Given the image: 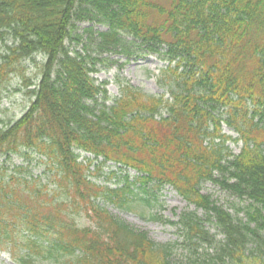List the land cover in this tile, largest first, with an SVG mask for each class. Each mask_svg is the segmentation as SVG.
I'll use <instances>...</instances> for the list:
<instances>
[{
    "label": "trees",
    "instance_id": "trees-1",
    "mask_svg": "<svg viewBox=\"0 0 264 264\" xmlns=\"http://www.w3.org/2000/svg\"><path fill=\"white\" fill-rule=\"evenodd\" d=\"M79 20L106 27L84 29L95 55L67 45ZM143 51L167 62L165 93L124 82L108 104L93 77L101 56ZM13 77L34 85L27 110L0 121V250L15 264H264V0H0V86ZM223 122L243 143L238 154ZM32 153L54 170L53 188L22 165L3 168ZM99 158L135 179L98 184ZM206 182L256 207L234 217L202 193ZM168 185L195 206L175 223L178 259L176 243L154 242L99 203L125 206L139 190L152 204L147 195Z\"/></svg>",
    "mask_w": 264,
    "mask_h": 264
},
{
    "label": "rangeland",
    "instance_id": "rangeland-1",
    "mask_svg": "<svg viewBox=\"0 0 264 264\" xmlns=\"http://www.w3.org/2000/svg\"><path fill=\"white\" fill-rule=\"evenodd\" d=\"M87 27H92L95 32L106 29L105 25L101 23H88L79 20L75 23L73 37L67 41V45L72 51H83L84 48H87L90 53L95 55L93 46L90 47L87 43V35L84 33V29ZM79 38L81 40L77 41ZM136 55L126 56L111 52L101 56L103 62L97 63V70L93 73V77L97 84L106 83L105 86L111 96L108 104L112 103L113 98L119 96L120 84L124 82L142 89L147 94L159 95L165 93V90L157 81V76L160 69L167 62L154 54L146 53V51L141 52L140 56ZM37 59H41V56L38 55ZM24 66L28 67V75L33 78L32 81L38 83V79L34 78L36 75L34 66L29 62H25ZM5 85L0 86V121L2 124L19 118L29 107L30 101L34 99V97L31 98L28 94L29 89L34 88V85L26 88L16 77H13ZM222 133L231 136V139L226 144L234 154H238L243 147L241 141L235 140L238 134L224 122L222 123ZM87 157L93 158L94 156L85 152L81 153V160H85ZM102 160V158L95 160L91 167V170L94 172L91 175V179L98 184L110 187L122 186V177L126 174L129 175L130 181L135 179L137 175L135 171L120 169L119 165L111 161L106 164H100ZM98 164L100 170H97L98 168L95 167ZM20 165L26 169V174L32 175L33 178L42 179V181L46 179L51 182L50 187H54V181H52L54 170L44 162H41L36 154L32 153L29 157L14 155L4 164L3 168L9 173L16 172L17 168L15 167ZM113 171L115 172L114 174L111 173ZM137 193L139 195L138 198L125 206L105 199L99 200V203L105 206L112 215L124 220L132 229L146 233L154 242L162 244L176 243L174 256L176 259L180 258L183 251L178 246L180 236L175 223L178 221L181 212L193 210L195 206L189 204L169 185L159 190L155 189V195L153 196L147 195L148 197H152V204L140 201L139 197L143 196V194L139 190ZM202 193L209 196L211 201L217 206L222 207L234 217H238L244 221L247 220L246 212L250 208V205L252 209L256 207L247 196H241L233 191L232 188H227L217 182L204 183L202 185ZM262 211L264 214V209ZM199 214L201 217L206 216L203 210L199 211ZM153 217L156 218L153 219ZM84 222L82 220V223ZM206 227L211 235H215L217 239L223 238L222 232L216 227L214 219L207 222ZM0 264L15 263L11 260L9 253L0 250Z\"/></svg>",
    "mask_w": 264,
    "mask_h": 264
}]
</instances>
